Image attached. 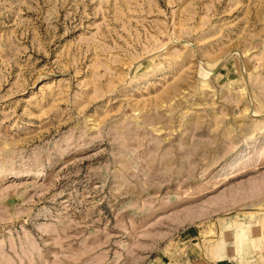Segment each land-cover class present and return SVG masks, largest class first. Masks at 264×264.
Here are the masks:
<instances>
[{
  "label": "rangeland",
  "instance_id": "374dc122",
  "mask_svg": "<svg viewBox=\"0 0 264 264\" xmlns=\"http://www.w3.org/2000/svg\"><path fill=\"white\" fill-rule=\"evenodd\" d=\"M0 264H264V0H0Z\"/></svg>",
  "mask_w": 264,
  "mask_h": 264
}]
</instances>
